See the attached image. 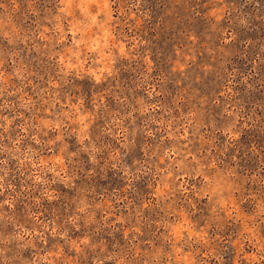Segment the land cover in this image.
Here are the masks:
<instances>
[{
	"label": "rangeland",
	"instance_id": "obj_1",
	"mask_svg": "<svg viewBox=\"0 0 264 264\" xmlns=\"http://www.w3.org/2000/svg\"><path fill=\"white\" fill-rule=\"evenodd\" d=\"M0 264H264V0H0Z\"/></svg>",
	"mask_w": 264,
	"mask_h": 264
}]
</instances>
